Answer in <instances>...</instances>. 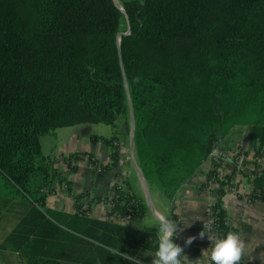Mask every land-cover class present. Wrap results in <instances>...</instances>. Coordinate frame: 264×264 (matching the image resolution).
Wrapping results in <instances>:
<instances>
[{"label": "trees", "instance_id": "obj_1", "mask_svg": "<svg viewBox=\"0 0 264 264\" xmlns=\"http://www.w3.org/2000/svg\"><path fill=\"white\" fill-rule=\"evenodd\" d=\"M121 6L0 0V189L36 206L17 236L20 264H141L140 249L157 251L155 227L91 218L81 206L96 198L86 194L73 196V214L43 209L41 189L57 172L43 162L40 137L79 123L114 126L129 114L124 80L135 117L134 153L149 185L171 203L217 149L207 177L221 167L225 173L211 205L212 235L232 231L221 204L236 176L227 141L238 126L248 128L252 145L264 141V0H123ZM123 17L129 33L118 44ZM252 183L248 196L264 200V166ZM118 194L110 215L146 212L143 200Z\"/></svg>", "mask_w": 264, "mask_h": 264}, {"label": "crops", "instance_id": "obj_2", "mask_svg": "<svg viewBox=\"0 0 264 264\" xmlns=\"http://www.w3.org/2000/svg\"><path fill=\"white\" fill-rule=\"evenodd\" d=\"M73 126H76V124L57 127L49 134L40 137L43 162L52 166L57 172L50 185L44 188L49 192L46 194L43 209L73 214L75 212L73 196L83 193L89 198L98 199L93 200L88 205L87 215L91 218L137 228L148 225L158 230L159 221L152 212L151 215L144 212L142 216L135 214L115 216V214H109L111 208L108 206L107 201L114 196L118 181L123 182V188L126 192L145 202L140 194L134 193L127 180L129 168L132 170L134 168L128 145L130 135L126 133L124 126L122 125L120 135L114 132L110 139H105V149L94 142L103 139L102 136H99L101 138L96 136L93 137L94 141L86 145L85 150H81L77 131L62 129ZM62 130H70L67 131L70 132V135L64 138L62 134L65 131ZM248 132L246 126L235 127L230 139L227 141L230 146L227 153L230 155L237 135L245 133L247 139L244 160L247 170H250L254 163V153L260 150L264 151V141L261 145L257 142L252 145ZM106 140L109 141L106 142ZM112 141L117 142L115 147L111 145ZM112 150L117 153L114 164H112ZM75 152H79L83 157L77 158L76 162L71 164L69 160ZM128 162H130L129 168L127 167ZM207 164L208 160H205L187 182L175 191L171 203L167 202L163 196L160 197L166 201L167 205H162L163 201L157 195L155 202L153 201L151 196L152 185H149L153 210L158 215L178 223L176 239L174 236L173 240L184 249L183 255L187 256L193 264L198 260L200 264H208L207 258L202 257V252L208 248L210 250L208 235L213 233V229L209 225V211L216 200L217 185L207 181L209 171ZM95 165L102 168V171L98 174L94 172ZM262 166H264V160ZM230 168L229 164L225 165L227 171ZM86 171L87 175L83 181L82 176L85 175ZM63 179L65 187L72 191L70 194L65 193V187L61 184ZM140 182H142L141 179ZM253 190L252 180L245 170L243 174H236L230 183V188L223 195L221 204L226 213L227 224L232 229L231 232L240 234L245 241L246 252L241 261L244 264H264V200H248L247 196ZM143 195L145 196L144 187ZM193 204L197 207L193 208ZM35 209L36 206L30 201L21 200L17 195L4 194L0 189V264L21 263L16 248V244H18L17 236L19 232L25 230L24 223H21L22 220L25 217L27 218ZM204 224L207 225L206 228H204ZM201 232H205L203 237L200 236ZM24 233H20L19 236ZM190 237L193 238L192 243L187 244L186 241ZM154 258L155 253L146 249H140L136 257L141 264H151Z\"/></svg>", "mask_w": 264, "mask_h": 264}, {"label": "clouds", "instance_id": "obj_3", "mask_svg": "<svg viewBox=\"0 0 264 264\" xmlns=\"http://www.w3.org/2000/svg\"><path fill=\"white\" fill-rule=\"evenodd\" d=\"M193 208L197 207L195 204ZM207 225L204 224V228ZM158 249L155 252V258L151 264H193V262L185 255L184 249L178 245L173 237L178 231V223L164 216L159 217L158 225ZM207 232V231H206ZM205 232H201L203 237ZM193 238H189L186 243L191 244ZM209 248L202 252V257L207 258L208 264H240L242 256L246 252L245 241L240 234L236 232H228L224 237H217L209 234ZM195 264H200L199 260Z\"/></svg>", "mask_w": 264, "mask_h": 264}, {"label": "rangeland", "instance_id": "obj_4", "mask_svg": "<svg viewBox=\"0 0 264 264\" xmlns=\"http://www.w3.org/2000/svg\"><path fill=\"white\" fill-rule=\"evenodd\" d=\"M115 2V4L119 7H122V1L123 0H113ZM123 11V10H122ZM128 31V25L126 23V19L123 17L121 19V25L119 28V33L120 32H127ZM122 125L125 128V131L127 134L130 135V117L129 114L126 113L124 115V118L118 119L115 126L113 127L112 125L106 124V123H102V122H86V123H80V124H76V126L73 127H64L62 129H73L74 131H77V135L79 136L78 141L80 144V147L82 148L81 150H85L86 145L93 140V137L97 138H101L99 136H102L103 139H99L96 140L94 142H96L99 147H102L105 149V139H110L112 134L115 132L116 134L120 135L121 129H122ZM65 131L62 135L64 136V138H67L70 134V130H62ZM129 145V143H128ZM114 151L112 150V155H113ZM135 155V153H134ZM136 159V157H135ZM127 167H130V162H128ZM87 175V171L85 172V175L82 176L83 181L85 180ZM127 180L131 186V188L133 189L134 193L136 194H140V196L145 200L146 202V197L143 195V186H142V182H140V179L138 178L136 172L132 169L129 168V172L127 174ZM61 184L63 187H65V181L64 179L61 181ZM154 185L151 186V196L153 198V201L155 202L156 200V195L160 198L162 197L161 192L157 189V187H153ZM72 191H70L68 188L65 187V193L70 194ZM161 201H163L162 205H167L166 201L163 200V198H160ZM156 206L157 203H155ZM147 205V203H146ZM146 212L151 215V211L147 205V210Z\"/></svg>", "mask_w": 264, "mask_h": 264}, {"label": "built area", "instance_id": "obj_5", "mask_svg": "<svg viewBox=\"0 0 264 264\" xmlns=\"http://www.w3.org/2000/svg\"><path fill=\"white\" fill-rule=\"evenodd\" d=\"M238 137L235 139L234 141V146L232 147L231 149V152H230V155L234 158L235 160V165H234V169L236 171V174H243L245 172V170L248 172V176L249 178L252 180L253 177H254V172L255 171H259V169H261L262 167V162L264 160V151L263 150H260L258 151L257 153H254V157H253V161L254 163L252 164V168L250 170H247L246 168V165H245V150H246V134L245 133H240V135H237ZM111 145L113 147H115L117 145V142L116 141H112L111 142ZM219 155V151L217 149H213L211 151V154L210 156L208 157V167H209V171L213 169V161H212V158H215ZM83 157L82 154H80L79 152H75L71 157H70V160L69 162L71 164H74L77 160V158H81ZM223 167L221 168H218L217 169V175L216 177L213 175L211 177H207V181L208 183H211V184H215V185H218L217 181L218 179H220V175L225 173L222 169ZM102 171V168L98 165H95V174H98ZM126 192L123 188V182L122 181H118L117 182V185H116V192L114 194L113 197H111V199H109L107 201V204L108 206L111 208V210L114 208L115 206V202L118 201L117 200V197L119 196V192ZM41 192L43 193H48L49 191L47 189H41ZM247 199L248 200H252L249 196H247ZM119 202V201H118ZM81 210L85 211V214H87V210H88V205L85 203V204H82L81 206ZM210 221H209V225L210 227L212 228V211L210 209ZM240 264H244L242 261H240Z\"/></svg>", "mask_w": 264, "mask_h": 264}, {"label": "water", "instance_id": "obj_6", "mask_svg": "<svg viewBox=\"0 0 264 264\" xmlns=\"http://www.w3.org/2000/svg\"><path fill=\"white\" fill-rule=\"evenodd\" d=\"M119 9L120 10H123L121 7H119ZM128 30H129V28H128ZM128 33H129L128 31L127 32H120V33H118V44H119L120 36L121 35L128 34ZM124 83H125L126 90H127V99H128L129 114H130L129 148H130V158H131V162H132V165H133V168H134L135 172L137 173V175L139 176V178L142 181V184H143V187H144V191H145L146 203H147L150 211L155 215V218L159 221L158 214L155 213V211L153 210L152 205H151L149 183H148L147 179L145 178L144 174L142 173L141 169L139 168V166L137 164V161L135 159V155H134L135 117H134V111H133L131 96H130V93H129V89H128L126 80H124Z\"/></svg>", "mask_w": 264, "mask_h": 264}, {"label": "bare ground", "instance_id": "obj_7", "mask_svg": "<svg viewBox=\"0 0 264 264\" xmlns=\"http://www.w3.org/2000/svg\"><path fill=\"white\" fill-rule=\"evenodd\" d=\"M158 217H160V215H158Z\"/></svg>", "mask_w": 264, "mask_h": 264}]
</instances>
